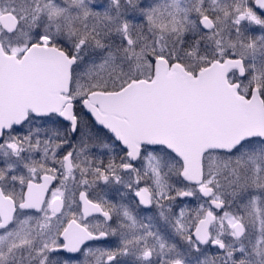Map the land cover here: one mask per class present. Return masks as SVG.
<instances>
[{
    "label": "snow or ice",
    "instance_id": "obj_1",
    "mask_svg": "<svg viewBox=\"0 0 264 264\" xmlns=\"http://www.w3.org/2000/svg\"><path fill=\"white\" fill-rule=\"evenodd\" d=\"M0 264H264V0H0Z\"/></svg>",
    "mask_w": 264,
    "mask_h": 264
}]
</instances>
